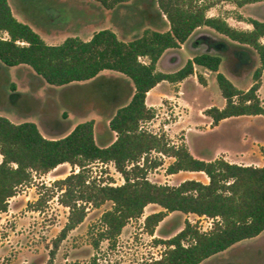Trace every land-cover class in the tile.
<instances>
[{
  "label": "trees",
  "instance_id": "1",
  "mask_svg": "<svg viewBox=\"0 0 264 264\" xmlns=\"http://www.w3.org/2000/svg\"><path fill=\"white\" fill-rule=\"evenodd\" d=\"M92 1L112 10L130 0ZM199 1L156 0L168 22L166 30L147 28L140 36L124 41L111 29L102 28L87 40L68 36L60 44L52 45L13 15L8 0H0V110L23 117L41 108L37 96L19 90L11 80L8 68L13 66L31 77L32 90L34 86L45 85L49 89L61 87L60 95L74 90L85 92L83 105L91 97L89 91H93L94 104L102 103L101 107L110 109L112 104L120 103L108 119L110 140L103 145L95 140L93 119L67 130L68 121L55 118L49 109H43L40 124L48 135L67 131L55 137L42 134L34 122H13L0 115V213L7 211L9 199L20 187L28 185L34 174H44L69 163L77 170L54 181L59 188V203L69 209L67 222L54 239L55 247L83 222L90 207H100L107 201L112 205L101 214L100 238L109 241H114L130 219L140 217L148 204L162 208L144 218V226L151 235L158 223L173 211L213 219L208 231H200L186 221L177 234L164 241L166 250L159 258L136 264L204 261L215 264L223 261L220 253L264 231V166L240 165L222 157L199 159L185 144H171L163 134L142 127V122L154 116V109L145 102L147 92L162 81H182L194 73L195 66L216 73L215 80L225 100L222 107L205 109L213 126L232 116H264V105L257 95L264 71V21L247 18L244 21L251 29H238L221 16H208L211 5ZM257 1L262 0L239 3ZM203 26L216 34H195ZM181 44L191 49L192 58L173 72L158 70L156 64L164 52L178 49ZM257 60L259 65L255 66ZM223 61L233 76L252 73V84L246 90L234 85L219 72ZM197 78L201 84L205 83L201 75ZM108 95L112 96V103L107 101ZM82 107L78 113L84 112ZM63 115L66 119V114ZM151 152L173 158L166 167L167 174L202 172L208 182L185 179L176 186L150 182L146 178L148 167L161 164L160 159L148 158ZM261 152L264 155V147ZM109 162L123 176L122 184L112 185L93 176L92 165ZM65 264L97 263L92 260Z\"/></svg>",
  "mask_w": 264,
  "mask_h": 264
},
{
  "label": "rangeland",
  "instance_id": "2",
  "mask_svg": "<svg viewBox=\"0 0 264 264\" xmlns=\"http://www.w3.org/2000/svg\"><path fill=\"white\" fill-rule=\"evenodd\" d=\"M240 1L199 2L211 5L207 11L208 16H221L238 29L251 28V25L244 21L247 18L264 21V0L252 3H239ZM9 3L14 12L20 13L21 18L26 20H22L23 22L28 23L43 39L53 44H60L68 36H78L87 40L95 31L102 28L111 29L124 41L140 36L147 28L161 31L168 29V22L165 16L161 15L156 0H130L112 10L104 9L98 2L92 0H9ZM198 32L216 34L206 26L197 28L195 34ZM262 42L264 43V37ZM165 52L157 68L163 72L178 70L193 56L186 44L183 45V49H169ZM169 53L177 54L179 59H167ZM141 60L148 61L147 58ZM258 65L257 60L255 66ZM8 72L19 90L39 98L36 100L40 103L41 110L26 113L23 117L12 111L0 110V115L13 122H34L42 134L55 137L62 136L67 131L48 135L40 124L43 109H49V114L55 118L68 121L67 130L79 122L93 119L96 142L103 145L110 140L108 119L120 103L112 104L110 109L101 107L102 103L94 104L91 102L93 91H89L91 97L84 105L85 92L75 93L74 90L60 95L61 87L49 89L45 85L38 88L34 86V92L33 87L29 85L31 77L26 71L13 66L8 68ZM219 72L225 74L242 90H246L253 81L252 73L238 75L241 79L235 78L227 71L224 61L219 67ZM197 75L202 76L204 84L201 85ZM215 75V72L195 66L194 73L182 80L181 84L162 81L148 94L147 106L154 109V116L142 122L143 127L149 132L163 134L171 144H185L199 159L208 160L215 155L217 157L228 155L232 162L264 166L261 145L252 144L256 142L252 136L264 135V124L261 119L249 115L232 116L213 126L211 118L205 115L206 108L221 107L225 103ZM257 95L261 102H264V75L261 77ZM107 101L112 103V96L108 95ZM81 106L84 112L78 113ZM1 158L0 155V161ZM148 158L151 161L155 158L161 161L155 168L148 167L146 178L150 182L176 186L185 179L208 181L206 175L201 172L180 171L167 174L166 167L173 161V158L167 155L151 152ZM140 163H143V159ZM91 169L97 180L111 182L112 185L124 182L123 176L112 162L97 163L92 165ZM75 170L76 166L63 163L47 173L34 174L32 181L20 187L18 193L9 199L7 211L0 213V264H65L69 261L92 260L97 264H136L159 258L166 250L164 241L177 234L186 221L196 225L200 231H208L212 227L213 221L206 216L173 211L158 223L151 235L144 226V218L162 208L157 204H150L144 207L140 217L128 221L114 241H109L100 238L103 230L101 214L112 205L107 201L100 207H90L83 222L70 230L65 239L55 247L54 239L67 222L69 209L59 203L57 197L59 188L54 181ZM220 255L223 261L215 264H264V231ZM210 262L204 261L201 264Z\"/></svg>",
  "mask_w": 264,
  "mask_h": 264
},
{
  "label": "crops",
  "instance_id": "3",
  "mask_svg": "<svg viewBox=\"0 0 264 264\" xmlns=\"http://www.w3.org/2000/svg\"><path fill=\"white\" fill-rule=\"evenodd\" d=\"M8 3H9V0H8ZM9 5H10V7H11V11H12V13H13V15L19 20V21H26V20H24V19H22L21 18V16L19 15L20 13H15L14 12V10H13V7H12V5L9 3ZM22 21V22H23ZM248 29H251V28H248ZM208 33H211V32H208ZM213 34V33H212ZM4 35V37L6 38L7 37V35L4 33L3 34ZM45 40V42L46 43H48V44H52V45H55V44H53V43H49V42H47V39H44ZM183 45H185V44H181L180 45V48H178V49H183ZM187 46V45H186ZM188 48V47H187ZM166 53V52H165ZM163 58V56L158 60V62H157V64H156V68H158V64L160 63V61H161V59ZM169 58H177V59H179L178 57H177V54H174V53H169V55L167 56V59H169ZM192 57H190V59H191ZM176 59V60H177ZM194 69H195V67H194ZM248 74H250V73H248ZM264 75V71L262 72V75H261V77ZM235 78H237V79H241L240 77H236V76H234ZM185 79H183V81H184ZM162 82H160V83H158L157 85H159V84H161ZM182 83V81H180V82H178V84H181ZM234 83V82H233ZM156 85V86H157ZM202 85V84H201ZM235 85V84H234ZM156 86H154L152 89H150L148 92H147V96H146V100H145V102H146V104H147V99H148V94L156 87ZM260 88V87H259ZM180 92H182V90L180 91ZM179 92V93H180ZM262 103H264V102H262ZM222 107V106H221ZM249 116H255V117H257V118H259V119H261V121H262V123L264 124V116L263 115H249ZM219 123H220V121H219ZM218 123V124H219ZM217 124V125H218ZM216 126V125H215ZM261 134V133H260ZM249 136H251V135H249ZM252 138H254L255 139V141L256 142H252V144L253 145H255V146H258V145H261V147L262 146H264V135H262L261 134V136H257V135H255L254 137L252 136ZM237 157V156H236ZM264 157V156H263ZM214 158H218L217 157V155H215V157H213L212 159H214ZM222 158H224L225 160H227V161H229V162H232L229 158H228V155H225V156H223ZM208 160H211V159H208ZM260 161H262L261 159H260ZM234 163H237V164H240L241 165V163L240 162H234ZM242 165H244V164H242ZM249 165H252V164H249ZM254 166V165H253ZM190 172H194V171H190ZM202 173V172H201ZM207 177V176H206ZM208 178V177H207ZM204 183H207L208 181H203ZM148 205H150V204H148ZM147 206V205H146ZM145 206V207H146Z\"/></svg>",
  "mask_w": 264,
  "mask_h": 264
},
{
  "label": "built area",
  "instance_id": "4",
  "mask_svg": "<svg viewBox=\"0 0 264 264\" xmlns=\"http://www.w3.org/2000/svg\"><path fill=\"white\" fill-rule=\"evenodd\" d=\"M142 127H143V125H142ZM144 128V127H143ZM209 218V217H208ZM212 221H213V219L212 218H210ZM212 226V225H211ZM207 231V230H206Z\"/></svg>",
  "mask_w": 264,
  "mask_h": 264
},
{
  "label": "water",
  "instance_id": "5",
  "mask_svg": "<svg viewBox=\"0 0 264 264\" xmlns=\"http://www.w3.org/2000/svg\"><path fill=\"white\" fill-rule=\"evenodd\" d=\"M206 71V70H205Z\"/></svg>",
  "mask_w": 264,
  "mask_h": 264
}]
</instances>
